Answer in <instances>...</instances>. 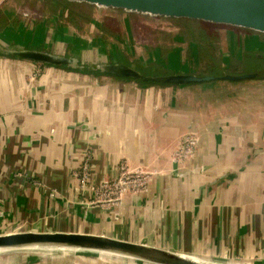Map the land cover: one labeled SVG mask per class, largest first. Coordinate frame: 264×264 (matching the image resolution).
<instances>
[{"label":"crops","instance_id":"0c3cea01","mask_svg":"<svg viewBox=\"0 0 264 264\" xmlns=\"http://www.w3.org/2000/svg\"><path fill=\"white\" fill-rule=\"evenodd\" d=\"M48 1L68 11L61 20L73 25L133 21ZM38 21L50 42L57 23ZM65 23L63 31L71 33ZM211 31L203 29L207 37ZM119 34L113 36L123 52ZM220 37L229 47L218 73L229 72L232 57L243 71L257 72L244 65L250 57L264 59V39L247 37L252 46L242 50L238 34ZM120 51L114 56L127 58ZM257 75L237 85H142L0 55V233L105 235L210 264H264V76ZM191 136L193 152L181 158ZM122 166L147 174L148 185L110 199L102 186ZM0 264L152 263L42 247L0 251Z\"/></svg>","mask_w":264,"mask_h":264},{"label":"water","instance_id":"95a60500","mask_svg":"<svg viewBox=\"0 0 264 264\" xmlns=\"http://www.w3.org/2000/svg\"><path fill=\"white\" fill-rule=\"evenodd\" d=\"M66 3L85 5L94 9L110 10L116 15H126L139 21L161 19L180 21L177 27L214 29L225 33L242 34L245 38L264 39V0H61ZM136 19V20H137ZM197 26V27H196ZM219 27V29H218ZM224 30V31H223ZM52 41L58 38L49 37ZM83 41V39H81ZM62 41V40H61ZM85 41V40H84ZM46 45H48L46 43ZM75 45V44H74ZM69 43L64 51L55 48L32 46L25 42L0 37V54L12 55L42 65L83 69L89 67L102 74L134 81H151L168 85H190L213 81H240L254 78L257 72L233 74H197L186 71L169 74L147 73L138 66L106 51L99 54L95 47L82 49L80 55H68ZM75 47V46H74ZM95 51L97 54H94ZM98 55V56H97ZM260 74V73H259ZM263 76V75H262ZM32 247L73 248L117 255L152 264H210L204 261L149 246L105 235L64 232H10L0 233V249Z\"/></svg>","mask_w":264,"mask_h":264},{"label":"rangeland","instance_id":"374dc122","mask_svg":"<svg viewBox=\"0 0 264 264\" xmlns=\"http://www.w3.org/2000/svg\"><path fill=\"white\" fill-rule=\"evenodd\" d=\"M4 13L8 15L9 20ZM67 15L68 11L48 0H43L41 3L38 0H0V37L7 40L25 42L30 46L38 44V46L50 48L54 44V47L59 48L61 51L66 49L64 45L65 42H68V55H76L78 53L80 55L85 47H95L99 49V54H103L106 51L114 54L115 51H120L117 46L119 45L118 39L113 36L114 32H118L120 33L118 36L121 37V48L123 49V52H120L123 54L127 52V58L124 60L138 66L145 72L169 74L171 72L186 71L197 74L217 75L223 73H218L216 70L218 67L221 68L223 64V49L226 46L229 47V41L224 43L223 38L220 37V32L214 29H211V36L207 37L201 30V26H196L197 28L177 27L175 24L179 26L180 21H162L161 19L139 21L137 18V20L133 18V21L128 23L125 21H106L103 25L99 23V25L94 26L86 25V23L88 24L91 21H81L84 19H80L77 24L73 25L71 20H61L62 17H67ZM45 19H51V21L47 22H51L52 25L57 23V34L55 36L60 41L54 42L50 40V42H47V34L43 33L41 28L38 30V20L42 21ZM52 20L56 21L52 22ZM65 22H68L67 25L69 24V29L72 30L71 33L66 34L67 31H63V27L66 25ZM24 24L28 28L31 24H34L35 28L32 30L26 29L27 27L21 29ZM92 34L97 35V38L89 37ZM175 34L179 36V40H176V42L172 40L174 39L173 37L168 41L165 39V37L170 39L171 37L168 35L175 36ZM239 36H241L238 42L240 44L239 48L248 50L252 46L251 42H249L250 40L246 39L242 34H239ZM102 37L104 41H102ZM185 39L187 41L184 45L185 49L183 48L185 51L183 52L185 58H183L181 57V47L183 46L180 42L184 43ZM163 41L165 43H162ZM134 44L137 46L136 49L131 47ZM232 45H234V42L231 44V48ZM128 48L130 51H128ZM94 54H97V52L95 51ZM231 60L234 65L229 64V68L226 71L233 74L247 72L243 71V65L236 63L233 57ZM244 67L251 71L259 70L260 75L264 76V59L247 58ZM212 83L219 84L223 82L214 81ZM237 83L232 82L235 85ZM41 248L24 249L40 250ZM4 250L6 249H0V251Z\"/></svg>","mask_w":264,"mask_h":264},{"label":"built area","instance_id":"2783aa9c","mask_svg":"<svg viewBox=\"0 0 264 264\" xmlns=\"http://www.w3.org/2000/svg\"><path fill=\"white\" fill-rule=\"evenodd\" d=\"M196 145L194 137H187L182 147L179 149V156L185 157L193 152ZM148 185V176L142 172H130L126 166L120 167L119 175L116 179L103 184V190L109 195L110 199H118L126 189L140 192L146 189Z\"/></svg>","mask_w":264,"mask_h":264},{"label":"trees","instance_id":"16d2710c","mask_svg":"<svg viewBox=\"0 0 264 264\" xmlns=\"http://www.w3.org/2000/svg\"><path fill=\"white\" fill-rule=\"evenodd\" d=\"M64 6H66V5H64ZM0 55L9 56V57H15V56H12V55H5V54H0ZM64 68L70 69L68 67H64ZM71 70L80 71V72H84V73H87V74H94V75H101L102 74L101 71H99V70H92L91 68H89L87 66L84 67L83 69H71ZM138 82L140 84H142V85H168V84H159V83H155V82H151V81H138ZM226 82H232V81H226Z\"/></svg>","mask_w":264,"mask_h":264},{"label":"flooded vegetation","instance_id":"af4514ba","mask_svg":"<svg viewBox=\"0 0 264 264\" xmlns=\"http://www.w3.org/2000/svg\"><path fill=\"white\" fill-rule=\"evenodd\" d=\"M28 26H29V25H28ZM216 71H219V70L217 69ZM216 71H215V72H216Z\"/></svg>","mask_w":264,"mask_h":264},{"label":"bare ground","instance_id":"6f19581e","mask_svg":"<svg viewBox=\"0 0 264 264\" xmlns=\"http://www.w3.org/2000/svg\"><path fill=\"white\" fill-rule=\"evenodd\" d=\"M17 250V249H16ZM58 252V251H57ZM53 255V254H52Z\"/></svg>","mask_w":264,"mask_h":264}]
</instances>
